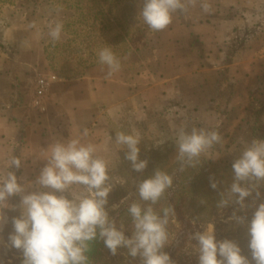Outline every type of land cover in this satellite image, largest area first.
I'll list each match as a JSON object with an SVG mask.
<instances>
[{
    "label": "crops",
    "instance_id": "1",
    "mask_svg": "<svg viewBox=\"0 0 264 264\" xmlns=\"http://www.w3.org/2000/svg\"><path fill=\"white\" fill-rule=\"evenodd\" d=\"M182 2L204 13L197 19L173 13L165 29L153 31L138 49L122 56L126 63L111 76L107 65L97 64L69 78L50 65L45 44L52 39L44 18L3 8L0 169L12 155L19 157L20 168L10 171L19 183L32 182L26 192L36 191L34 182L46 161L34 156L58 140L81 137L98 147L109 170L122 152L115 143L119 127L139 124L154 102L181 100L184 91L199 89L209 74L224 72L228 82L244 83L249 90L260 87L264 93V0ZM41 77L50 84L46 94L37 97ZM84 129L87 136L82 135ZM16 198L21 201L20 195L9 197L6 217Z\"/></svg>",
    "mask_w": 264,
    "mask_h": 264
},
{
    "label": "rangeland",
    "instance_id": "2",
    "mask_svg": "<svg viewBox=\"0 0 264 264\" xmlns=\"http://www.w3.org/2000/svg\"><path fill=\"white\" fill-rule=\"evenodd\" d=\"M142 3L143 0H0V12L5 7H14L27 15L42 16L46 29L51 21H61V38L47 42L45 53L51 67L69 78L101 64L98 53L105 47L111 48L120 63H126L122 56L138 49L153 32L138 15ZM178 11L191 19L204 13L199 6ZM260 89L249 90L244 83H230L224 72L209 74L199 89L184 91L181 100L154 102L139 124L133 126L127 122L119 127L118 132H139V158L148 163L142 172L134 171L124 158L126 148L121 146L117 162L109 169L113 189L106 208L117 226L125 222V217L131 219L127 211L131 203L145 204L136 190L138 182L151 177L157 169L163 170L173 177V185L153 208L161 215L165 207L174 209L169 216V240L164 250L174 264H199L197 242L191 234L209 225H214L218 241L236 242L242 254L251 260L247 223L256 207L264 202V184L259 186V197L254 191L245 198L248 205L245 209L235 203L223 209L217 205L220 194L233 182L232 165L244 146L242 141L264 140V93ZM182 126L189 131L193 127L218 131L222 140L212 149L217 158L202 157L196 167L181 171L176 159L175 132ZM210 177L218 182L216 189L211 187ZM113 205L118 207L113 208ZM21 212L20 201L16 198L7 212V223L0 230V261L3 264H22V252L8 247V237L14 230L12 220ZM233 212L245 216L246 223L230 220ZM123 225L128 235L129 227Z\"/></svg>",
    "mask_w": 264,
    "mask_h": 264
},
{
    "label": "clouds",
    "instance_id": "3",
    "mask_svg": "<svg viewBox=\"0 0 264 264\" xmlns=\"http://www.w3.org/2000/svg\"><path fill=\"white\" fill-rule=\"evenodd\" d=\"M185 7L182 0H143L138 15L152 31H160L171 23L173 13L185 10ZM62 30L63 23L59 20L48 24V36L53 42L61 38ZM98 56L100 63L108 66L109 76L120 70V61L111 48L101 49ZM82 135H88L87 129ZM221 140L216 130L178 128L175 144L180 170L196 167L202 157L216 159L212 149ZM115 143L126 148L124 158L134 171L142 172L147 167L148 161L139 158V132H118ZM242 143L244 146L232 165L233 182L220 194L218 208L235 203L245 209L248 207L245 198L254 191L257 197L260 196L258 189L264 184V140ZM97 153L98 147L83 143L81 137L58 140L41 149L34 157L46 164L34 182L37 190L31 192H26V187L32 182L23 185L10 171L12 167L20 168L22 160L15 155L7 160L4 169H0V230L7 222L3 209L9 207V197L20 195L22 209L21 215L12 220L14 230L8 237V247L22 252V264H88L89 243L99 237L113 255L119 248H126L129 256L140 258V264H174L164 251L169 240V216L174 209L165 207L161 215L153 208L172 187L173 177L157 169L151 177L138 182L136 190L145 204L133 202L129 205L132 234L128 236L124 225L118 227L106 208L113 185L108 161ZM210 182L216 189L218 182L211 177ZM229 219L246 223V217L235 212ZM247 230L251 260L242 254L236 242L218 241L214 225L191 234L197 242L199 264H264V202L256 207Z\"/></svg>",
    "mask_w": 264,
    "mask_h": 264
},
{
    "label": "trees",
    "instance_id": "4",
    "mask_svg": "<svg viewBox=\"0 0 264 264\" xmlns=\"http://www.w3.org/2000/svg\"><path fill=\"white\" fill-rule=\"evenodd\" d=\"M130 220L129 217H125L123 224H126L129 230H132ZM129 230L127 232L128 236L132 234ZM164 250H166V247ZM86 255L88 256V264H140V258L129 256L126 248H119L117 253L113 255L99 237L89 243V250Z\"/></svg>",
    "mask_w": 264,
    "mask_h": 264
},
{
    "label": "built area",
    "instance_id": "5",
    "mask_svg": "<svg viewBox=\"0 0 264 264\" xmlns=\"http://www.w3.org/2000/svg\"><path fill=\"white\" fill-rule=\"evenodd\" d=\"M49 84L50 80L48 78H38L36 81L35 95L37 97H43L46 94V91L48 90Z\"/></svg>",
    "mask_w": 264,
    "mask_h": 264
}]
</instances>
